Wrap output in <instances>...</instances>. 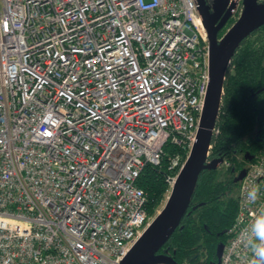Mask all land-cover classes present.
<instances>
[{
  "label": "built area",
  "instance_id": "2783aa9c",
  "mask_svg": "<svg viewBox=\"0 0 264 264\" xmlns=\"http://www.w3.org/2000/svg\"><path fill=\"white\" fill-rule=\"evenodd\" d=\"M210 80L197 0H0V264H121L160 212L140 178L167 157L172 190ZM245 168L220 264L255 260L264 149Z\"/></svg>",
  "mask_w": 264,
  "mask_h": 264
},
{
  "label": "trees",
  "instance_id": "16d2710c",
  "mask_svg": "<svg viewBox=\"0 0 264 264\" xmlns=\"http://www.w3.org/2000/svg\"><path fill=\"white\" fill-rule=\"evenodd\" d=\"M234 21L226 24L218 38ZM254 32L242 41L226 74L217 121L220 133L214 138L210 151L211 160L223 159L231 163L227 170L231 178L219 179V168L207 169L200 174L188 211L159 251L178 263L187 260L189 264H203L199 262L201 248L209 263L218 261L217 246L227 242V231L238 210L234 191L240 181L235 180V175L246 167L249 161L246 154L251 156L264 149V30L252 36ZM176 150L172 145L167 147L169 153ZM166 169L167 157L162 167L147 166L139 181L149 195L152 213L169 186Z\"/></svg>",
  "mask_w": 264,
  "mask_h": 264
},
{
  "label": "water",
  "instance_id": "95a60500",
  "mask_svg": "<svg viewBox=\"0 0 264 264\" xmlns=\"http://www.w3.org/2000/svg\"><path fill=\"white\" fill-rule=\"evenodd\" d=\"M197 1L210 43L211 80L196 141L165 205L121 264H181L173 257L159 251L188 211L200 174L207 169H217L223 163V159L208 161V157L213 129L221 108L226 74L242 41L264 25V0H243L240 15L224 35L218 38L219 32L229 22L231 8L236 2L229 6V0H212L211 4L206 0ZM250 159L252 160L253 157ZM245 175L246 168H243L235 180L241 181ZM223 248L224 243H219L216 251L218 261L213 264H220Z\"/></svg>",
  "mask_w": 264,
  "mask_h": 264
},
{
  "label": "clouds",
  "instance_id": "9594fccd",
  "mask_svg": "<svg viewBox=\"0 0 264 264\" xmlns=\"http://www.w3.org/2000/svg\"><path fill=\"white\" fill-rule=\"evenodd\" d=\"M258 193V187H251L247 192V199L255 202ZM241 236L255 257L253 264H264V208H261L251 222L242 229Z\"/></svg>",
  "mask_w": 264,
  "mask_h": 264
},
{
  "label": "rangeland",
  "instance_id": "374dc122",
  "mask_svg": "<svg viewBox=\"0 0 264 264\" xmlns=\"http://www.w3.org/2000/svg\"><path fill=\"white\" fill-rule=\"evenodd\" d=\"M260 34V33H259ZM221 165V164H220ZM219 168V173H218V178L219 179H228L229 177H230V172L228 173V169H229V167L224 163V164H222L221 165V167L219 166L218 167ZM170 187L168 186V188H167V190H166V192H165V194H164V198H163V200H161V202H160V204L156 207V211L154 212V214L156 215L157 213H158V211L160 210L161 211V209L163 208V206L165 205V203H166V200L168 199V196H169V194H170ZM234 195L235 196H237V189H235V191H234ZM158 210V211H157ZM201 243V245L203 246V243L202 242H200ZM203 248H201L200 250H201V253H200V256L203 254L204 256L206 255L205 254V251L204 250H202Z\"/></svg>",
  "mask_w": 264,
  "mask_h": 264
},
{
  "label": "flooded vegetation",
  "instance_id": "af4514ba",
  "mask_svg": "<svg viewBox=\"0 0 264 264\" xmlns=\"http://www.w3.org/2000/svg\"><path fill=\"white\" fill-rule=\"evenodd\" d=\"M206 1H207L208 4H209V3L211 4V2H212V0H206ZM263 30H264V29L261 27L259 30L255 31L254 34H253L252 36H254L255 34H256V35H259V33L261 34V33L263 32ZM230 64H231V63H230ZM259 153H260V152H258L257 154H253V155H251V156L248 155V154H246L245 156H246V158L249 160L248 163L251 161L250 157H253V159H254ZM247 155H248L249 157H248ZM239 172H240V171H239ZM239 172L236 173L235 178L237 177V175L239 174ZM231 174H232V173H231ZM230 178H231V176H230L228 179H230Z\"/></svg>",
  "mask_w": 264,
  "mask_h": 264
}]
</instances>
